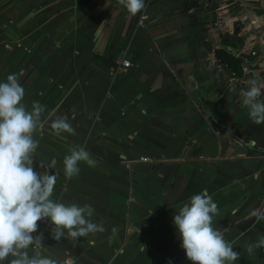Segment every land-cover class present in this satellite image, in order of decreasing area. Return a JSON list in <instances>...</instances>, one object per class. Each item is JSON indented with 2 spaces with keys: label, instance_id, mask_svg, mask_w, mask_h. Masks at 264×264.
Segmentation results:
<instances>
[{
  "label": "crops",
  "instance_id": "1",
  "mask_svg": "<svg viewBox=\"0 0 264 264\" xmlns=\"http://www.w3.org/2000/svg\"><path fill=\"white\" fill-rule=\"evenodd\" d=\"M207 1L220 3L145 0L130 17L117 0H0V82L18 74L26 106L38 101L45 119L66 115L75 129L57 137L47 120L35 136L34 167L57 176L53 199L71 147L98 161L81 162L64 189L69 203L90 204L106 229L81 247L85 257L191 264L173 217L206 189L219 209L213 226L240 253L234 264H264V249L246 251L264 235V220L251 215L264 209V123L249 120L241 88L215 65L217 47L204 42L217 37L216 24L201 23ZM233 47L226 50L245 57ZM252 71L243 67V77ZM43 222L34 235L42 233L44 253L60 260L65 250Z\"/></svg>",
  "mask_w": 264,
  "mask_h": 264
},
{
  "label": "clouds",
  "instance_id": "2",
  "mask_svg": "<svg viewBox=\"0 0 264 264\" xmlns=\"http://www.w3.org/2000/svg\"><path fill=\"white\" fill-rule=\"evenodd\" d=\"M117 4L130 17L145 8V0H117ZM239 95L249 120L257 125L264 123L261 85L252 80L250 87L241 90ZM24 96L18 74H9L6 81L0 82V264H60L44 253L43 234L34 235L38 222H48L56 241L62 238L77 241L106 229L92 220L91 205L65 204L53 199L57 176L34 167V153L39 146L35 136L43 130L47 120L57 137L64 133L74 135L75 129L66 115L49 114L45 119L46 107L33 101L29 108L23 102ZM81 162L89 167L98 163L84 147H71L62 162L67 180L79 175ZM218 214V205L206 189L192 195L175 211L173 226L191 264L238 261L240 253L233 250L234 245L225 239L224 232L213 226ZM251 215L257 221L264 220V209H254ZM256 249H264V235L250 243L246 251L251 254ZM66 264H75V260Z\"/></svg>",
  "mask_w": 264,
  "mask_h": 264
},
{
  "label": "rangeland",
  "instance_id": "3",
  "mask_svg": "<svg viewBox=\"0 0 264 264\" xmlns=\"http://www.w3.org/2000/svg\"><path fill=\"white\" fill-rule=\"evenodd\" d=\"M217 16L220 19H217ZM201 23L205 27L209 25L213 27L214 24H216V39L214 38L211 40L205 36L204 42H207L208 48L216 46L217 48L228 49L227 47L231 48L237 44L233 49L237 50L243 48L242 51H245L243 56H247L255 39L264 41V0H220V3L217 4L207 1L204 3L203 19ZM248 65L249 64L243 63L242 69ZM252 70L253 71L249 75H244L241 82L236 80L235 85L236 87L239 86V88H241L240 90H243L246 89L244 84L249 83L248 86L250 87V81L256 80L261 85L260 99H264V77L258 75V69L256 67H253ZM206 115L208 117V113ZM208 118L209 120L211 119L210 123L215 125V120L213 121L211 117ZM261 133L264 135L263 129ZM60 177L61 187L56 200L67 204L69 203V199L68 194L66 192L64 193V189L67 187L68 180L64 175ZM77 203L81 206L85 205L84 202ZM43 231L44 234L47 232L51 233L47 221L43 222ZM92 236L93 235H89L86 238L81 237L77 241L63 238L59 240L61 251L65 250V252H62L59 256L60 264H66L69 260H75V264H103V254L101 256L93 255L85 257L83 254L79 253L81 247H90L96 242V240L90 238ZM43 241H45V238ZM65 247L73 248L76 254H70L66 251Z\"/></svg>",
  "mask_w": 264,
  "mask_h": 264
},
{
  "label": "trees",
  "instance_id": "4",
  "mask_svg": "<svg viewBox=\"0 0 264 264\" xmlns=\"http://www.w3.org/2000/svg\"><path fill=\"white\" fill-rule=\"evenodd\" d=\"M213 57L215 59V65L217 67L226 66L228 70L233 75L234 79L240 81L243 77L242 69V59L238 58L236 54L231 51H228L224 48H216L213 50ZM198 95L201 101V104L205 106L206 104L202 100L200 95V90L198 89ZM206 116V115H205Z\"/></svg>",
  "mask_w": 264,
  "mask_h": 264
},
{
  "label": "built area",
  "instance_id": "5",
  "mask_svg": "<svg viewBox=\"0 0 264 264\" xmlns=\"http://www.w3.org/2000/svg\"><path fill=\"white\" fill-rule=\"evenodd\" d=\"M214 1L218 2L219 0ZM235 54L238 56V58L242 59V64H249L247 68H250L252 71V68L256 67L258 69V75L264 77V41L255 39V42H253L248 51V55L245 57H242V54L239 52ZM122 66L123 68L127 69L129 68L130 64L123 60Z\"/></svg>",
  "mask_w": 264,
  "mask_h": 264
},
{
  "label": "water",
  "instance_id": "6",
  "mask_svg": "<svg viewBox=\"0 0 264 264\" xmlns=\"http://www.w3.org/2000/svg\"><path fill=\"white\" fill-rule=\"evenodd\" d=\"M219 69L228 79L230 80L234 79L233 75L231 74V72L228 70L226 66H221Z\"/></svg>",
  "mask_w": 264,
  "mask_h": 264
}]
</instances>
